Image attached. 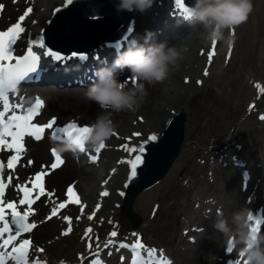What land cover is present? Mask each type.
I'll return each instance as SVG.
<instances>
[{
    "label": "bare ground",
    "instance_id": "obj_1",
    "mask_svg": "<svg viewBox=\"0 0 264 264\" xmlns=\"http://www.w3.org/2000/svg\"><path fill=\"white\" fill-rule=\"evenodd\" d=\"M63 2L64 0H0V4L3 5L2 10H0V29L6 23H9L12 21L11 17H13L15 20L19 16L24 14V12L26 11L25 8L29 6L31 7L34 6L35 7L34 10L31 12V14L28 17H26V20H27L26 26H23L25 29H29L28 31L31 33V36L28 38L26 36V39L23 41L24 46L25 45L28 46L29 39H35L37 38L38 35L41 34L42 29L46 26V24L49 25L56 10L58 9L57 5L63 4ZM89 7L94 8L95 6L92 3L89 5ZM90 8L88 9L91 10ZM70 12H75V9L71 10ZM83 12L86 13L87 11L83 10ZM98 12L103 14L102 11H98ZM15 13H17V15H15ZM68 16H69V13H68ZM122 16L123 15L121 13H113L110 15V18L108 17L104 19L103 21L109 25H114L116 23L115 21L118 20L119 18H122ZM185 16L186 14L183 13L181 11V8H179L176 5L175 0H155L153 6L149 10L144 12L143 14L133 12L134 19L132 20V22L129 23V26L123 25V26H117L116 28H114V30L117 31L116 33L117 35L122 34L123 36V39L119 41L116 47L107 46L105 44L106 42H103L97 47L96 50H93L92 52L91 51L87 52L86 54L87 56L83 58H78L76 56L75 57L70 56L69 59L65 57L62 61H54L53 63L49 60L48 57H45L44 59V56H43L44 61L41 59V63H40L41 71L40 73H38L39 79L36 80L38 81V83H41V84L35 85L34 87H31V88L25 87L24 88L25 91H23L22 89L23 92L21 91L19 95H23L22 97L25 101V107H28L32 103H35V100L37 97L43 100L44 104L40 108L39 114L32 121L33 123L39 124V125H45L52 118H55L56 123L53 125V129H45L44 135L40 140H36L35 138L27 137V136L24 138L25 150L20 154V156L18 157V160L14 162L15 164L14 168H8L7 163H8V158L12 155H15L16 153L14 151H5V150L0 149V163L3 164V168L0 169V177H2L3 182L7 184V187L5 189V194L3 197L4 201L5 202H8L10 200L16 201L19 206V210L23 212L25 209H27L28 205L27 204L19 205V201L20 199H22L21 196L24 195V193L20 192L16 186L26 185L27 188L32 190L31 199L35 200V203L32 204L33 212L29 215L28 222L35 223L37 226L30 233L23 234L22 237L23 238L30 237L33 241V248H43L44 246H46V244L50 240L52 241L53 238L62 236V234L65 231H68L69 226L72 229V227L76 225L80 219L85 217L93 209V207H96L99 202L104 200L103 199L104 195H100L99 192L101 191L100 187L103 183V180H102L103 177L101 176V172H102V169L104 168L103 164H105L104 163L105 161L103 159H100L101 153H98L97 151H95L94 153L92 152L96 147L92 146L88 141L85 143L83 151H81V149L78 147L70 151L59 153L62 163L58 164V166L55 169L51 167V165L56 162V158L53 155L52 150L55 149L58 144H64L62 133H58V138H53V135H52L53 130L55 128H58L56 127V125L59 124L57 123L59 119L64 118L66 115H70L72 113H80V114H88V115H98L101 113V109L99 108L97 104H95L94 102L88 101L86 99L85 97L86 89L79 88V85L78 87L74 86L70 88H67V87L55 88L52 84H57V85H60L61 83L70 84L72 82L71 80H74V82L76 81L78 83L83 84L85 83V81L83 80V77L93 78V81L95 82L97 79L98 69L111 65L113 61L111 59L112 56L115 57L117 55V52L122 50L126 46L127 39H130L131 36L142 34L145 29L152 30L156 33V38H155L156 42L158 43L164 42L169 47L175 46L177 48H180L181 45L186 46L189 51L191 50V53L186 55V58L190 57V55L193 56L192 51L194 52L193 50L194 46L196 45V43H198L201 32L200 30H196V31H192V32L185 34V32L188 29L197 28V26L196 27L194 26L196 24L194 25L190 24L185 19ZM28 20H31L30 24L28 23ZM181 20L186 21V23H184L183 25H180L179 30L175 31L171 36H169L170 30L168 26L169 25L174 26L178 24ZM78 21H79L78 19L70 20L69 17L65 20V22L69 24L68 25L69 29H71V24H75ZM129 29H131V31H129ZM105 30H102L101 33L103 34L104 33L103 31ZM125 32H126V35H125ZM175 34H178L179 37L175 36ZM71 37L72 38H68L67 40L68 41L71 40L73 42L78 40L76 38V35H72ZM83 46L85 48H88V45H83ZM39 50H40L39 48L34 47V51H39ZM203 50L202 52H204ZM95 53H97L98 55L94 56ZM206 56H207V61L205 59L198 57L199 58L198 63L195 65L193 72L199 70L201 71L202 76L207 75L205 73H208L207 68L211 66V63L209 61V55H206ZM203 68L204 69L206 68V69L204 70ZM188 72H191V70ZM171 73L172 72L170 71L167 79H165L161 83H157L154 85H148V84L145 85L146 88L148 89V93L150 92V95L146 97L143 104L136 111H124V112L121 111L119 113H113L112 119L116 125L114 134L118 133L119 130L121 131V130H124V128L126 129L127 127L125 126L127 125L131 126L132 124L136 126V128L132 129V131L130 130L131 132L129 131L130 136L127 137L126 141H130L133 139V137L137 133L138 131L137 129L139 127H142V126L147 127L148 125H151L152 127L159 126V122H161V119L155 114V111L153 108V102H154V99L161 100V99L168 98L167 96L171 88L170 84H172V81L170 79ZM118 78L121 81L127 80V82L129 83V86H131L132 78H131V74L129 73L128 69H125L122 73H119ZM217 79L218 78H216V80ZM46 81H51L52 84ZM40 86H46V87H40ZM19 95L14 96L17 98L12 99L11 103H19L20 102V98L18 97ZM252 98H254V100H251V101L256 100L255 96H253ZM178 100H180V98ZM150 103H152V105ZM2 110H3V105L0 104V111ZM14 110L17 111V113L21 111L20 109H14ZM8 115H11V112H9ZM167 118L168 117H165L162 119V123L160 126L161 130L154 132V133H160L162 129H164L163 128L164 123L166 122ZM66 120H70V118ZM88 124H91V123H88ZM116 128H118V130ZM8 139L10 140L11 138L8 137ZM183 142H184L182 144L183 146H181V149L177 157H180L182 156V154H184L186 158L190 161L192 158H189L190 157L189 152H192L196 148L193 149V147L187 145L185 141ZM230 146H231V143L227 145V148ZM222 151L223 150H219L218 152L214 154V156L218 157ZM261 155L262 157H260V159L258 160L259 164L256 162L257 160L255 161L256 163H250V164L246 163L243 160H239V162L237 163L238 166L234 168L233 172L231 171L232 173L224 172V180H223L224 183H222L224 187L221 189L220 193H218L216 188H214L213 195L210 198L206 199L202 195L196 198L193 202L191 201L189 208H190V213L193 215V217L191 218L190 215H186L185 217H183V220L181 222L183 226L181 227V230L178 231L179 235L176 240V244L174 245V247H172L171 253H168V254L163 253L162 257H163V260L165 261V264H183L184 258H185V264H202L204 263L205 257H206L202 253L206 251L207 248L214 247L216 244L218 248H217L216 254L213 255V262L216 264H219V261L221 260H223V264L224 263L234 264L235 261L237 260L241 261L242 259L246 258L245 256L240 255L239 249L242 246L238 245L236 247H233L232 252L227 251V248L229 245L226 239L222 236V234H220L218 230L215 229L214 224L216 220L219 218H227V219L231 218L232 214L235 211L243 207V208L250 210L249 212L251 213L253 217V219L250 222L252 223L253 226H255V221L259 220L261 221L259 225V229L264 227V206L262 205L263 207H260V210H259V208L256 206V202L258 200L257 198H255V193H252L250 189V186L252 185L251 181L253 180L255 176L256 178L253 182L256 183L257 187L255 188H256V191L258 190V194L259 192L261 193V189L262 187H264V162L262 161V158L264 157V150ZM206 156H208V154ZM93 157H95V159H93ZM221 157H222L221 162L224 163V161H228L227 160L228 158L226 159V157L223 156V154L221 155ZM205 158H208V157H205ZM175 160L172 166L167 171V173L162 178L160 184H158V186L152 189H149L147 191H144L140 194V197L138 199L139 208L141 207L147 210L148 205H150L148 200H150L153 196L155 197L158 191L162 190L165 186L177 182V180H175L174 178V173H175V169L179 165V162L177 163V161L175 162ZM260 160H261V163H260ZM29 161H31V163H29ZM221 162H219L220 165H221ZM123 163L124 165H126L125 162ZM231 165H233V161H231ZM238 170H241L242 174L244 173V171H248L249 173V174L247 173L248 175H245L246 173L243 175L244 179L249 178V180H247L246 188L243 182L245 180L244 179L241 180V177L239 176L241 174H239ZM38 172L45 173V175L43 176V185L45 189L43 195H40L39 187L33 188V183L35 182V176ZM9 176H11L12 178L11 183H8ZM216 183H217V180H216ZM70 187L73 189V193L75 195H70L68 193V189ZM176 187L178 188V186ZM123 188H124V184L120 187H113L109 195H113L114 192L119 193L120 191H123ZM258 194L256 197L259 198ZM38 195L40 196V199L36 200L35 198ZM160 195H161V192H160ZM228 195L232 197L235 196L236 198L227 199L226 196ZM204 196L206 195L204 194ZM77 199L79 200V203L74 202ZM54 204L59 205V207L60 205H63V207H60L56 215H52L53 207L51 206ZM49 206L51 209L47 211ZM81 209H83V211H81ZM114 230H116V228ZM222 237L224 239L223 243H222ZM107 239H110V237H108ZM107 239H105L104 241L100 240V241H97L98 243H95V244H100L102 243L101 241H103L104 244L100 246L102 247L104 246V253L102 254L103 255L102 257H104L106 263L107 261H109L111 257L109 250L112 249L111 247L112 245L111 246L108 245L107 247H105V242H107L106 241ZM90 245L92 246L93 243H91ZM88 249H90L89 245L87 246V249H85V251H87ZM202 250L204 251L202 252ZM118 254L119 253L116 252L114 253V256H117ZM94 258L96 257L94 256L93 259ZM157 259L159 260L160 258H157ZM206 259L208 260V258ZM84 263L86 264L87 262H84ZM102 264L104 263L102 262Z\"/></svg>",
    "mask_w": 264,
    "mask_h": 264
},
{
    "label": "rangeland",
    "instance_id": "obj_2",
    "mask_svg": "<svg viewBox=\"0 0 264 264\" xmlns=\"http://www.w3.org/2000/svg\"><path fill=\"white\" fill-rule=\"evenodd\" d=\"M252 4L253 10L244 23L235 26L231 31L227 29L224 30L226 38L224 41L215 43H213V41H206L204 39L206 32H204L202 25L198 23L194 25L195 27L197 26L196 29H188L185 32V34H187L192 31L200 30L201 33L198 43L194 46V52L192 51L193 56L190 55V57L186 58V55L191 53V50H187V53L184 52L181 54V58L178 60L175 67H172V73L170 76L172 84H170L171 88L167 96L168 98L161 100L154 99L153 108L155 114L161 119L159 126L152 127L151 125H148L147 127H139L133 139L126 141L127 137L130 136L129 133L132 129L136 128V126L132 124L131 126L127 125L125 126L127 127L126 129L124 128V130H119L118 133L113 134L104 144L105 146L98 151L101 153L100 159L105 161V164H103L104 168L101 172L103 183L100 187L101 191L99 193L101 195L104 191L107 192L108 195L104 196V200L102 199L103 201L97 204V208L93 207L85 217L80 219L77 224L72 227L71 231H65L62 236L57 237L58 239L53 238L52 241L50 240L47 243L48 245L46 244V246L42 248L45 250L39 255L41 259L43 257V259H46L47 264H85L84 262H87L86 264H88L93 254L97 253L95 252L97 248L101 251V253H99V259L103 261L104 258L102 257V252L104 246L102 247L100 245L104 244L103 241L105 239L112 237L111 233L113 231L117 233L114 237L116 244H114L115 248L109 250L111 257L109 256L110 259L106 264H127L128 254L125 253L123 249H119L120 247L117 245L120 240H129L134 243L139 238L146 247L149 246L150 248L156 249V253L158 254L171 253L172 247L176 244L179 235L178 231H180L183 226L181 223L183 217L186 215H190L191 218L193 217L189 208L191 201L193 202L196 198L202 195L206 199L210 198L213 195L214 188L220 193L221 189L224 187L222 184L224 183V172L232 173L234 168L238 166L237 163L239 160H243L249 164L258 163L264 150V119H261V117L264 116V0H252ZM27 8H25V10H27ZM31 8L34 10L35 7L33 6ZM15 15H17V13H15ZM11 18L12 20L14 19L13 17ZM30 21L31 20H28L29 24ZM184 23L185 21L181 20L174 26L169 25V36L175 31H178L179 26ZM28 30L29 29H25V35L30 37L31 33ZM175 36L179 37L178 34H175ZM229 36L231 37V43L226 42ZM23 40L24 36L19 39L18 47L15 48L16 50L21 48ZM202 50L204 52H202ZM209 51L214 54L210 61L211 66L207 68V75L202 76L201 71L199 70L193 72L199 58L207 61L206 55H209ZM190 70L191 72H188ZM216 78L218 79L216 80ZM84 81L85 83L82 85L89 83L87 80ZM52 85L55 88L78 87V85H64V83L62 86H58L57 84ZM79 88L87 90L84 86H79ZM148 95H150V92ZM253 96L256 97L255 101H251L254 100V98H252ZM178 97L180 100H178ZM150 104L152 105V103ZM181 111L186 113L184 141L187 145L192 146L193 149L196 148L192 152H189V158L192 159L189 161L184 154L177 157L175 162H179V165L174 173V178L177 182L169 184L162 190H159L155 196L156 199L153 196L150 199L151 201L148 200L150 205H148L147 210L141 207L139 208L138 199L140 194L158 186L162 179L154 186L138 194L134 201L133 210L141 217V222L134 228L127 218L120 213L122 195L125 186L123 191H120L119 193L114 192L113 195H109L113 187H120L127 180L129 173L128 168L130 167L129 165H131L130 162L135 155V151L130 152L127 151L126 148L137 150L149 133L161 130L160 126L163 118L168 117V120L173 114ZM93 116L96 118L97 115L72 113L59 119L57 123H62L70 118V120L72 119L79 123L88 124L95 120ZM166 122L164 123V126L166 125ZM116 129L118 130V128ZM229 143H231V146L227 148ZM219 150L223 151L218 157H215L214 154ZM95 151L96 150L94 149L92 152L94 153ZM207 154L208 156H206ZM222 154L226 159L228 158V161H224V163L221 162ZM205 157H208L209 159ZM231 161H233V165H231ZM262 161L264 162V157L262 158ZM123 162H125L126 165H124ZM219 162H221V165ZM238 172L241 174L239 175L237 173L241 177V180L244 179L243 175L245 173V175L249 174L248 171H244L243 174L241 173V170H238ZM255 178L256 176L251 181L252 185L250 186V189L252 193H255V198L258 200L256 206L260 210V207L264 206V187H262L261 193L259 192L258 194V190L256 191L255 188L257 187L256 183L253 182ZM244 180L245 181L243 182L246 188L247 180H249V178H245ZM176 186H178V188ZM166 187L169 188L167 189ZM204 194L206 196H204ZM257 194L259 198L256 197ZM226 198L235 199L236 197L228 195ZM54 205L51 207H58V205ZM49 209H51L50 206L47 211H49ZM88 216H91L92 218L89 219ZM116 225L119 227L117 228ZM115 228L116 230H114ZM88 229H91V232H88ZM100 240H103L101 241L102 243L95 244ZM223 240L222 237V243ZM90 242L93 243V245L90 249L85 251L87 246L91 244ZM215 246L207 248L206 251L202 250V252L204 251L202 254L206 256L205 261L202 264H205V262L206 264H216L213 262V255L216 254L218 246L217 244ZM118 250H120V252H118L119 254L114 256V253ZM31 258H35V256H31ZM206 258H208V260ZM244 260L245 259H242L240 264H244ZM183 264H185V258ZM219 264H223V260L219 261Z\"/></svg>",
    "mask_w": 264,
    "mask_h": 264
},
{
    "label": "clouds",
    "instance_id": "obj_3",
    "mask_svg": "<svg viewBox=\"0 0 264 264\" xmlns=\"http://www.w3.org/2000/svg\"><path fill=\"white\" fill-rule=\"evenodd\" d=\"M155 0H117L115 9L121 12L143 14L149 10ZM185 19L190 24H200L206 41H224L225 29L231 31L244 23L253 10L252 0H194L188 8ZM156 33L145 29L142 34L127 39L126 46L117 52L112 64L98 69L97 79L85 92L88 101L101 109L91 123L87 141L94 147H100L111 138L115 131L113 113L136 111L148 96L146 84L154 85L167 79L169 72L186 52V46L169 47L164 42H156ZM231 43V37L226 40ZM128 69L132 83L121 81L118 74ZM75 144H58V153L73 150ZM248 209L235 211L230 220L219 218L214 227L226 239L231 247L242 246L240 253L246 257L247 264H264V234L253 230Z\"/></svg>",
    "mask_w": 264,
    "mask_h": 264
},
{
    "label": "snow or ice",
    "instance_id": "obj_4",
    "mask_svg": "<svg viewBox=\"0 0 264 264\" xmlns=\"http://www.w3.org/2000/svg\"><path fill=\"white\" fill-rule=\"evenodd\" d=\"M67 4H72L73 0H66ZM176 5L183 10V12L188 15L189 9L185 5L184 0H175ZM3 5L0 4V10H2ZM33 9L31 7L27 8L23 15L19 17L18 22L9 27L6 31H0V102L3 103V110L0 111V149L5 151H14L16 154L8 158L7 166L8 168H14V162L18 160L20 154L25 150L24 148V138L32 137L36 140H40L45 132V129H53V125L56 123L55 118H52L47 124L39 125L32 121L39 114L40 108L43 106L44 102L39 97L36 98L35 103L31 106L25 107V101L23 97L20 98L19 103L9 102V93L15 94L18 85L26 78H31V75L36 73L40 68L41 55L34 51V47L44 50L43 56L51 57L55 61H62L64 57L51 49L46 48L43 36H39L35 39H29L27 51L22 55H13L16 51L14 45L20 38L21 34L25 32V28L22 26V22L28 17ZM131 31V29H129ZM215 43V41H213ZM214 53H209V61H211L212 55ZM72 56H77V53H72ZM14 61V63H13ZM207 74V73H205ZM14 109H20L21 111L17 113ZM11 112V115L8 113ZM7 117V118H6ZM264 119V116L261 117ZM91 129L87 126L80 127L76 123H69L68 125L60 128H55L53 130V138H58V133H64L70 143L77 145L81 151L84 150L85 141H87V136ZM8 137L11 139L9 140ZM150 140H155V136H150ZM105 145H101L96 149L98 152ZM127 151L134 152L136 149L126 148ZM144 148L141 146L139 152L143 153ZM53 155L56 158V162L51 165L55 169L58 164L62 163L59 153L53 149ZM95 159V157H93ZM136 161L141 160V156L137 155ZM31 163V161H29ZM136 163L132 162V176L136 175ZM3 168V164L0 163V169ZM45 173H37L35 176V182L33 183V188L39 187L40 195L44 194L43 176ZM11 176L8 178V183H11ZM7 184L3 182L2 177H0V264H47L46 259H41L40 255L44 252L42 248H33V243L31 239H21L23 234L30 233L37 225L35 223H29L28 217L33 212L32 204L35 200L31 199V189L27 186L17 185L16 187L20 192L24 193V198L20 199L19 205L27 204L28 207L23 212L19 210V206L16 201L5 202L3 197L5 194V189ZM70 195H75L73 189L70 187L68 189ZM101 195H108L107 192L101 193ZM36 200L40 199V196H36ZM79 203L77 199L74 201ZM63 207V205H60ZM83 211V209H81ZM57 209H52V215H56ZM11 217V220L8 217ZM92 217L90 216L89 219ZM250 219L253 217L250 215ZM261 221L256 220L253 230H259V225ZM68 231H71L69 226ZM91 232V229L87 230ZM117 233L113 231L111 233L112 237H115ZM135 235V234H134ZM18 241V243H17ZM115 243L109 240L105 245L107 247L109 244ZM91 247V245H89ZM120 247L127 248L131 247L134 253V259L132 264H165L163 257L159 260L156 259V249L146 248V246L139 240V238L132 244L121 243ZM140 250L146 252V257L140 255ZM228 252L233 251V247L228 246ZM96 259L91 261V264H102L99 259V253H94ZM243 256V253H240ZM30 256H35V258H30ZM234 264H240L237 260ZM247 264V261L244 262Z\"/></svg>",
    "mask_w": 264,
    "mask_h": 264
},
{
    "label": "water",
    "instance_id": "obj_5",
    "mask_svg": "<svg viewBox=\"0 0 264 264\" xmlns=\"http://www.w3.org/2000/svg\"><path fill=\"white\" fill-rule=\"evenodd\" d=\"M186 1L191 6L194 4V0ZM116 2L117 0H73L72 4L66 3L65 6L56 11L49 25L43 31L45 45L62 52L70 50L81 52L85 49L81 44L83 40L98 39L99 43L115 40L117 31L114 28L125 25L127 20L131 18L129 12H121L122 18L116 20L114 25H109L103 21L108 17L110 18L111 14L118 13L114 6ZM92 3L94 8L89 7ZM74 9L75 12H70ZM83 10L87 12L84 13ZM98 11H102L103 14ZM68 17L70 20H79L77 23L71 24V29L68 27L69 24L65 22ZM102 30H105L103 34L101 33ZM72 35H76L78 40L75 42L68 41L67 39L72 38ZM185 121L186 113L183 111L171 116L163 131L154 135L156 139L145 140L141 145L144 148L143 153L138 151L136 154V156H141V160L136 161L134 159L133 161L137 165L136 175L132 176L131 169L120 210L133 227H137L141 222V217L133 211L134 201L139 193L159 182L172 166L184 141ZM259 233L264 234V228Z\"/></svg>",
    "mask_w": 264,
    "mask_h": 264
}]
</instances>
